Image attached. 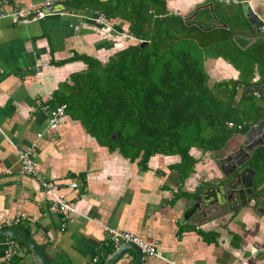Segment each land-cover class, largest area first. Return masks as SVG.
Masks as SVG:
<instances>
[{
	"label": "crops",
	"instance_id": "crops-1",
	"mask_svg": "<svg viewBox=\"0 0 264 264\" xmlns=\"http://www.w3.org/2000/svg\"><path fill=\"white\" fill-rule=\"evenodd\" d=\"M43 1L0 0V11ZM240 2L224 6L217 0H165V8L189 20L196 8L213 4V13L228 14L231 20L237 11L244 14ZM247 3L264 22V0ZM61 5L54 4L55 11L71 10ZM72 10L76 16L56 12L29 23L12 24L0 18V223L18 218L10 229L33 239L50 264H104L119 249L110 246L104 227L131 233L153 247L158 255H144V264H264V169L252 166L254 155L260 149L264 152V146L257 147L238 170L232 172L229 161L222 163L242 149L245 134L233 135L220 151L191 148L196 164L193 173L181 180L174 169L180 162L178 155H154L141 169L139 159L131 162L117 150L99 145L71 112L65 111L55 132L47 130L45 109L61 105L55 94H65L63 86L72 85L71 75L86 70L80 59H74L105 63L133 41L126 37L127 23L110 19L104 27L92 20L93 11ZM202 62L210 87L238 79V72L221 58ZM243 90L237 91V97ZM33 145L31 155L38 173L55 179L60 194L78 212L64 228L51 207L50 195L35 179L18 173L16 149L28 150ZM260 162L263 167L264 156ZM234 174H239L236 186L241 192L236 203L206 215L188 212L201 191L211 194ZM72 182L77 188L68 187ZM11 240L0 236V264H6L4 252ZM16 243L18 254L10 264H38L25 244ZM134 263L130 250L115 264Z\"/></svg>",
	"mask_w": 264,
	"mask_h": 264
},
{
	"label": "trees",
	"instance_id": "trees-1",
	"mask_svg": "<svg viewBox=\"0 0 264 264\" xmlns=\"http://www.w3.org/2000/svg\"><path fill=\"white\" fill-rule=\"evenodd\" d=\"M64 6L87 8L127 23L133 40L105 63L74 59H80L86 70L71 75L72 85L63 86L65 94H55L66 112L73 113L109 151L117 150L131 162L139 159L141 169L154 155H178L180 162L174 169L184 180L196 164L191 148L220 151L233 135H244L264 121L263 99L244 90L237 97L240 88L264 82V33L257 37L241 11L231 20L228 14L214 13L226 29L206 22L212 18L209 12L195 14L206 21L184 20L168 13L164 2L154 0H73ZM233 35L255 37V41L246 46L248 41L240 37L236 44ZM189 42L204 53L200 61L186 45ZM207 58L227 62L238 72V79L210 87L202 62ZM263 156L262 149L256 152L253 168L264 169Z\"/></svg>",
	"mask_w": 264,
	"mask_h": 264
},
{
	"label": "built area",
	"instance_id": "built-area-1",
	"mask_svg": "<svg viewBox=\"0 0 264 264\" xmlns=\"http://www.w3.org/2000/svg\"><path fill=\"white\" fill-rule=\"evenodd\" d=\"M73 0H45L38 5H32L26 8H14L12 10H8L5 7L3 10L0 11V18L8 19L12 24H20V23H29L33 21H38L43 19L48 13L46 10L53 6L56 3H66L71 2ZM225 3H238V0H223ZM61 15L67 14L71 16H76L74 10L65 11V12H57ZM252 13L259 19L260 17L252 10ZM94 16L92 20L100 25V26H107V23L110 22V19H107L102 14L98 12H94ZM262 22V20H261ZM261 32L264 33V22H262V26L260 28ZM127 38H131L129 35L126 36ZM141 42V41H139ZM45 109V108H44ZM48 116L47 121V130L51 132H55L56 129L62 124L64 117L66 106L65 105H58L53 108L45 109ZM40 137V135H37ZM15 148V147H14ZM34 145L29 148L28 150H18L16 149L19 168L18 173L22 176L31 177L39 183L42 190L47 192L51 197V207L55 212L60 215L61 220V228H64L65 223L69 220L71 215H77L78 212L74 207V203L67 201L63 195L60 194V185L57 183L55 179L48 180L45 179L38 173L37 165L31 155V151L33 150ZM70 189L77 188V184L72 182L68 185ZM19 219H11L5 220L4 222L0 223V229H10L11 226L18 223ZM103 231L108 235V240L110 246L117 250L123 244L126 243H134L138 245L144 255L149 256H157V252L155 249L142 241H140L136 236L131 233L123 232L119 230H112L110 228L104 227ZM19 246L16 243V240L12 239L9 241L6 250L4 252V260L6 264H10L13 258L18 254ZM246 264V263H244Z\"/></svg>",
	"mask_w": 264,
	"mask_h": 264
},
{
	"label": "water",
	"instance_id": "water-1",
	"mask_svg": "<svg viewBox=\"0 0 264 264\" xmlns=\"http://www.w3.org/2000/svg\"><path fill=\"white\" fill-rule=\"evenodd\" d=\"M240 1H241L240 4L242 7V11L245 17L247 18V20L249 21L253 29L256 31V36L260 37L262 35V32L260 30L262 26L261 20H259L252 13V10L250 9L248 5L247 0H240ZM62 6L64 5L59 6V8H61ZM207 6L209 7L210 14L213 17L214 21L217 22V19L214 16V13L212 11V5L208 4L203 7H207ZM203 7H198L191 17H193L197 13V11ZM46 12L48 14H51V13H56L60 11H55V8L53 5L49 7L46 10ZM217 23H218V26L224 27L227 29V26L225 24H222L220 22H217ZM240 37L241 36L239 35H233L232 39L236 44H238L237 40ZM245 39L248 41L247 45L255 41V38H251V39L245 38ZM241 48L245 49L246 46L241 47ZM263 88H264V82L260 85H256V86H253L247 89L243 88V89L244 90L246 89L245 90L246 92L256 93L261 99L264 100V96L262 95ZM237 124L239 125L240 122H237ZM230 125L232 124L230 123ZM244 139L246 142L243 144L242 149H240L237 153L233 154L228 160H224V162H222L226 164V161H229L230 164L228 165L232 166L233 168L232 172L242 168L243 165L246 163L248 158L252 155V153L257 147L264 146V121H260L259 123L252 125L249 128V130L245 133ZM243 171H245V168H243L239 173ZM238 175L239 174H236L229 181L223 182L220 186V189L213 190L212 187H209L208 189H210V191L213 190L211 194L209 193L207 194L209 190L201 191L200 195L194 198V207L193 208L191 207V209H189L188 212L192 214L195 212V210H197V211L202 212V214L206 215V214H209V212L213 211L214 209L219 212L221 210L222 205L231 204L233 202L236 203L237 200L240 198L241 192L237 189V186L236 184L233 183V181L237 179ZM224 176L225 178L226 176L228 177V175H226L225 172H224ZM226 188L228 189L227 192H226ZM220 190L223 191L224 194H222ZM247 191L251 197L252 196L251 185L249 186ZM217 193L220 194L218 196V199L216 198ZM225 193H228V197H225L226 196ZM210 197L211 199H209ZM0 236L9 237L11 239L17 240L25 244L32 252L38 264H50L42 248L33 239L29 238L26 234L16 231L14 229H5V230H0ZM130 250L134 252V256H135L134 264H144L143 263L144 253L142 252L141 248L134 243H126L122 245L104 264H115L118 260L123 258L127 254V252Z\"/></svg>",
	"mask_w": 264,
	"mask_h": 264
},
{
	"label": "flooded vegetation",
	"instance_id": "flooded-vegetation-1",
	"mask_svg": "<svg viewBox=\"0 0 264 264\" xmlns=\"http://www.w3.org/2000/svg\"><path fill=\"white\" fill-rule=\"evenodd\" d=\"M155 2H164L165 3V0H154ZM216 1V0H215ZM217 2L218 3H221V4H223L224 6H228V5H231L230 3H225L223 0H217ZM236 4H239V3H236ZM205 5H208V4H205ZM205 5H203V6H205ZM212 6H213V4H211ZM234 5V4H233ZM165 6H166V4H165ZM202 6V7H203ZM197 9V8H196ZM195 9V10H196ZM195 10L194 11H192L190 14H194V12H195ZM209 12V14H210V10H209V7L207 6V7H203V8H200L198 11H197V13H196V15L197 14H205L206 12ZM196 15H194L193 17H191L190 19H189V21H191V20H195V21H197V22H199L198 20H200V21H206V20H202V19H200V17H198V16H196ZM192 16V15H191ZM195 21H193V22H195ZM206 22H209V21H206ZM218 22V21H217ZM217 22H215L214 21V19H213V17H212V22H210V23H215V24H217ZM234 176H235V174H234ZM234 184H236L238 181H237V179H235L234 181Z\"/></svg>",
	"mask_w": 264,
	"mask_h": 264
},
{
	"label": "rangeland",
	"instance_id": "rangeland-1",
	"mask_svg": "<svg viewBox=\"0 0 264 264\" xmlns=\"http://www.w3.org/2000/svg\"><path fill=\"white\" fill-rule=\"evenodd\" d=\"M261 14H264L263 12H261ZM189 48H190V51H191V53H192V55L195 57V59H197L198 61H200V57H201V55H202V58H203V54H202V50H200L196 45H195V43L194 42H189V43H187L186 44ZM201 58V59H202ZM210 81H208V84L209 85H212V82H210Z\"/></svg>",
	"mask_w": 264,
	"mask_h": 264
}]
</instances>
